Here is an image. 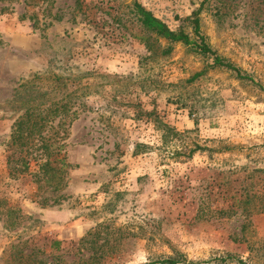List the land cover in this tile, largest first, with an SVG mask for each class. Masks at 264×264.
<instances>
[{
    "label": "rangeland",
    "instance_id": "374dc122",
    "mask_svg": "<svg viewBox=\"0 0 264 264\" xmlns=\"http://www.w3.org/2000/svg\"><path fill=\"white\" fill-rule=\"evenodd\" d=\"M136 4L192 39L199 12L209 46L258 85L148 32ZM39 96L76 113L62 192L71 182L79 197L31 175L18 196L23 178L6 181L14 124ZM1 165L0 199L22 217L0 220V262L21 244L45 264H264V0H0ZM248 196L255 251L236 241ZM50 223L73 232L59 239Z\"/></svg>",
    "mask_w": 264,
    "mask_h": 264
},
{
    "label": "trees",
    "instance_id": "16d2710c",
    "mask_svg": "<svg viewBox=\"0 0 264 264\" xmlns=\"http://www.w3.org/2000/svg\"><path fill=\"white\" fill-rule=\"evenodd\" d=\"M140 23L144 29L158 37L167 40L171 44L182 43L187 47H192L200 55L211 59L213 62L211 67L222 68L235 72L237 77L241 80L251 81L258 85L248 76H244L239 68L233 64L226 62L218 55L207 43L205 37L201 33L199 12H196L193 18L187 19L191 21L194 27L195 39H192L189 34L183 30L173 31L169 26L156 18L151 12L145 10L141 5L135 6ZM171 50L164 51L169 54ZM60 80V78L58 79ZM24 92L30 96L34 95L31 90L30 83L22 86ZM29 87V88H28ZM263 89V88H262ZM68 98V97H67ZM25 111L23 115L16 120L11 134V141L9 149H15L19 152L18 158L11 156L8 158V166L10 169L9 176L13 179H20L25 175H31L33 182L39 185V189L44 187L52 188L53 192L60 193L66 187L68 170L71 167L66 156L67 140L74 120H76V113L70 115L71 107L69 101L60 99L59 101H52L49 104V99L44 100L43 97L33 99L25 102ZM11 146V147H10ZM15 154V153H14ZM32 161H37L39 164V171L32 174L30 166ZM45 183V184H44ZM63 196H60L62 199ZM250 196L247 201H243L242 213L245 217V223L241 230V238L236 241L247 244L250 251H255L254 245L256 242L249 239L250 230L254 229L250 218L253 214L249 203L252 204ZM249 202V203H248ZM20 209L9 206L5 199H0V220L2 219L5 228L12 229L20 225ZM62 247L61 241H52L51 250L55 253L60 252ZM260 251V250H259ZM42 254L28 253L26 247L21 244H12L8 248L1 260L0 264H45L44 260L39 257ZM95 259V258H93ZM236 258L229 256L221 262L227 263ZM92 260V258H91ZM89 260L83 262H75L74 264H92ZM238 264H247L244 260H235ZM187 259L182 254H177L166 258L164 260L151 261L148 264H187ZM52 264H60V262L53 260Z\"/></svg>",
    "mask_w": 264,
    "mask_h": 264
},
{
    "label": "crops",
    "instance_id": "0c3cea01",
    "mask_svg": "<svg viewBox=\"0 0 264 264\" xmlns=\"http://www.w3.org/2000/svg\"><path fill=\"white\" fill-rule=\"evenodd\" d=\"M88 161V160H87ZM2 167V165L0 166V168ZM0 173H3V171H2V169L0 170ZM5 174H7V182H11V183H13L14 181H12L10 178H9V175H8V173H7V171L5 170ZM78 176L79 175H82V174H77ZM23 178V177H22ZM72 179V178H71ZM83 180H84V178H82ZM27 181H28V179H27ZM26 181V179H24L23 178V180H18V184H16L15 186H17V191H15V193H18V196H22L23 194H27L28 193V190H26V188H21L20 186H22V184H21V182H27ZM69 187H67V189H68V191H65V192H60V193H58V198H59V200L61 201L62 199H60V196H65V197H67V198H70L71 196H75V197H79V192L78 191H74V186H73V184L71 183V182H69ZM69 189H71V191L69 192ZM34 191V190H33ZM37 191V190H36ZM91 192H93V190L91 191ZM28 202H30V200H27L26 201V207H27V209H30L31 210V206H29V203ZM61 208H63V210H64V208H65V206L64 207H62L61 206ZM55 212V211H54ZM59 212H61L60 211V208H59V210H58V214H59ZM68 212V211H67ZM66 212V213H67ZM32 213V212H31ZM65 212L63 213H60V215L61 216H65V214H66ZM46 216H47V214H46ZM50 227L51 228H54V229H56V233H58L59 235H58V238L60 239L61 237H63L64 235H66V234H71L72 232H73V229L72 230H68V228H67V225H65V224H61V225H58V224H52V223H50ZM54 233H55V231H54ZM62 239V238H61ZM53 241H61V240H53Z\"/></svg>",
    "mask_w": 264,
    "mask_h": 264
}]
</instances>
